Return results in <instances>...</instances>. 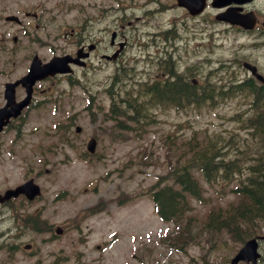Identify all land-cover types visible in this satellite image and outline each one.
<instances>
[{
	"label": "rangeland",
	"instance_id": "rangeland-1",
	"mask_svg": "<svg viewBox=\"0 0 264 264\" xmlns=\"http://www.w3.org/2000/svg\"><path fill=\"white\" fill-rule=\"evenodd\" d=\"M95 1L63 0L50 14H57V23L62 26H76L88 15L105 13L106 0H97V11L90 6ZM125 2L129 4L132 0ZM61 7L63 12L59 13ZM172 18H153L152 23L166 26ZM110 23L106 15L97 30ZM205 23L204 18L194 20L185 30L178 23L177 47L160 43L168 48L158 52L159 56L170 53L181 68L189 65L192 71L200 65L202 77L205 70L200 62L203 58L191 49L195 36H204ZM58 26L51 24L50 32H58ZM139 27L141 30L149 28L142 23ZM2 42L0 49H12L10 38ZM20 44L19 58L28 53L29 43ZM128 55L130 58H121L118 64L98 62L86 72H78L81 82L76 78L67 83L62 79L54 80L52 86L49 84L48 102L31 112L20 135L12 130L0 134V193L30 178L42 188V195L35 201L19 199L15 201V208L5 207L0 211V264H31L33 261L47 264L55 261L53 252L59 251L64 264H187L193 257L224 247L222 241L206 239L215 236L206 228L207 216L212 208L234 200L231 189L236 186L235 182L228 184L222 179L220 184L207 185L200 176L207 203L194 201L193 209L180 225L161 219L151 192L168 172V155L183 147L195 130L237 131L241 128L237 120L243 117L228 109L204 111L187 105L181 109L171 106L156 111L149 124L143 122L144 130L149 132L142 139H138L139 134L137 137L130 132L121 134L114 123L105 119L111 100L104 93V87L112 84L121 66L127 70L133 68V76L146 80L153 78L160 67L158 58H148L143 46H134ZM19 58L16 63L3 62L2 68L10 72L18 67L22 73L25 61ZM217 59L211 58V61ZM91 96L92 109H88ZM77 126L81 127L80 132L76 131ZM91 137L98 140L94 155L88 154L86 149ZM16 212L22 216V222L14 218ZM29 214L32 219L24 222ZM34 216L39 220L44 218L52 228H65L64 235L54 236L45 229L33 231ZM188 221V236L193 239L185 244L188 253L182 254L163 243L162 238L182 235L181 228ZM33 242L36 247L25 252L24 245Z\"/></svg>",
	"mask_w": 264,
	"mask_h": 264
},
{
	"label": "flooded vegetation",
	"instance_id": "flooded-vegetation-1",
	"mask_svg": "<svg viewBox=\"0 0 264 264\" xmlns=\"http://www.w3.org/2000/svg\"><path fill=\"white\" fill-rule=\"evenodd\" d=\"M61 1L63 0H0V30H12L11 58H19L20 43L23 41L29 43L28 53L21 57L25 58V71L12 81H17L26 74L28 64L35 57L44 63L55 56L79 55V58H87V65L115 58L114 63L118 64L121 58H130L128 53L131 48L143 46L148 53L147 57L158 58L157 65H160L151 85L145 82L144 86L145 92L151 91L152 99L160 100L162 94L168 92L177 95L180 92L179 88L185 89L191 85L189 78L192 77L190 81H193L204 94L211 92L215 96L210 101L211 105L219 104L222 95L233 91L240 92L241 100L245 104L242 106L243 109L257 107V104H251L255 96H261L264 100V0H252L242 4L230 3L224 7H215L214 0H207L206 7L198 16L180 6L178 0H132L129 4L125 0H108V6L103 9L105 13L88 15L82 23L70 30L67 26L57 23V14H50L62 5ZM90 6L97 11V0ZM231 7L240 8L237 13L242 19L253 17L256 21L255 26L246 28L219 19L220 14ZM106 15L110 17L111 23L97 30L98 24L103 22ZM8 16H11V19H8ZM169 17L173 18L166 26L152 23L153 18ZM202 18L206 19L202 28L204 36L201 38L195 36V43L191 49L193 53H200L203 58L200 63H203L202 69L205 71L201 77L200 65L194 71L189 65L181 68L172 59V54L164 53L161 57L158 52L168 48L160 43H170L171 47L173 45L177 47L176 37L180 33L178 23L185 30L194 20ZM141 23L145 28L148 26L149 28L141 30L139 27ZM51 24L59 25L55 34L50 32ZM199 41L202 42L198 43ZM226 50L230 52L226 53ZM2 58L0 54V108L5 105L3 86L6 83L1 68ZM211 58L218 59L212 62ZM16 62L17 60H14V63ZM163 77H171L174 85L164 88L161 82ZM49 81V77L37 81L34 85V96L49 90ZM184 84L188 86L184 87ZM25 96L26 87L17 85L16 101L20 102ZM33 101L34 99L30 103L31 107L35 105ZM28 107L24 110L29 111ZM261 108H264V105ZM23 117L24 115L20 119ZM17 122L19 119L12 118L7 127L14 126ZM261 229L246 240H256L255 251L241 257L236 264H264V225ZM242 241L226 242L225 249L228 252L220 264H234V258L246 242ZM210 255L208 252L203 262L189 264H217L214 259H217V256Z\"/></svg>",
	"mask_w": 264,
	"mask_h": 264
},
{
	"label": "trees",
	"instance_id": "trees-1",
	"mask_svg": "<svg viewBox=\"0 0 264 264\" xmlns=\"http://www.w3.org/2000/svg\"><path fill=\"white\" fill-rule=\"evenodd\" d=\"M171 85L174 84L168 86ZM185 86L188 85L184 84ZM179 90L184 96L187 94V89ZM249 125V135L253 140H244L243 143L224 142L220 137L212 141L209 137L202 136V131H195L183 147L176 148L173 154L168 155V172L161 176L157 187L154 185L156 190L152 193L156 210L164 220L180 225L193 209V200L207 203L199 176L209 184L220 179L229 184L233 177L240 174L238 172L242 169V161L249 160L256 154V157H259L256 159V167L251 165L249 172L245 174V180L231 190L237 199L228 206L220 205L219 208L210 210L206 223L209 231L225 230L235 235L241 233L242 236L243 232L246 236L256 229L264 217V111L251 116ZM222 142L232 144V152H235L238 158H220L224 148ZM189 227L188 221L184 228H181L183 242L184 238L193 239L188 236Z\"/></svg>",
	"mask_w": 264,
	"mask_h": 264
},
{
	"label": "water",
	"instance_id": "water-1",
	"mask_svg": "<svg viewBox=\"0 0 264 264\" xmlns=\"http://www.w3.org/2000/svg\"><path fill=\"white\" fill-rule=\"evenodd\" d=\"M228 16H232L231 14H227ZM65 65V62L62 61L61 62H56L54 64H52V68L53 70H51V73H55L56 71H63L64 68L63 66ZM41 69H39L37 66L35 68V72H40ZM78 130H80V128H78ZM95 147H96V141L95 139H91L89 144H88V149L92 152L95 151ZM20 193H26L30 199L34 198L36 195H38L40 193V188L38 187V185H36L33 181H29L27 183H25L24 185L19 186L17 189L15 190H9L7 192V198H9L11 195L12 196H18Z\"/></svg>",
	"mask_w": 264,
	"mask_h": 264
}]
</instances>
